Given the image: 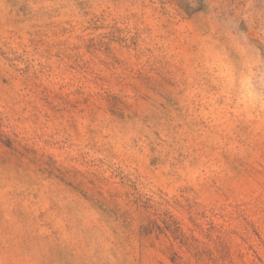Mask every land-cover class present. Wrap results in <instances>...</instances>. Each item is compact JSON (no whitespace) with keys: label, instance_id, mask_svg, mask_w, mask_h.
Here are the masks:
<instances>
[{"label":"rangeland","instance_id":"rangeland-1","mask_svg":"<svg viewBox=\"0 0 264 264\" xmlns=\"http://www.w3.org/2000/svg\"><path fill=\"white\" fill-rule=\"evenodd\" d=\"M0 264H264V0H0Z\"/></svg>","mask_w":264,"mask_h":264}]
</instances>
